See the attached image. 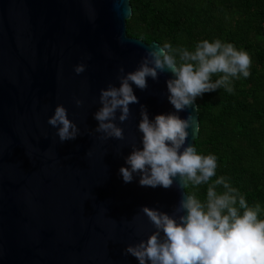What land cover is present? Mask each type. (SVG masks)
<instances>
[{"label": "water", "instance_id": "95a60500", "mask_svg": "<svg viewBox=\"0 0 264 264\" xmlns=\"http://www.w3.org/2000/svg\"><path fill=\"white\" fill-rule=\"evenodd\" d=\"M131 16V0H0V264H139L124 252L155 231L141 208L171 215L184 194L119 172L132 145L143 148L141 105L150 120L176 112L172 73L148 77L146 90L132 85L139 103L124 123L117 112L124 140L94 131L101 89L159 46L128 36ZM58 105L80 129L75 140L61 143L48 123ZM196 107L176 113L196 118L185 146L199 134Z\"/></svg>", "mask_w": 264, "mask_h": 264}, {"label": "clouds", "instance_id": "9594fccd", "mask_svg": "<svg viewBox=\"0 0 264 264\" xmlns=\"http://www.w3.org/2000/svg\"><path fill=\"white\" fill-rule=\"evenodd\" d=\"M251 66L247 51L220 39H204L194 50L164 43L147 50L135 71L125 74L120 67L118 87L109 84L101 89L102 106L94 113L98 121L94 131L102 133L103 140H124V129L116 123L117 112L120 123H124L132 114L129 106L139 103L132 85L146 90L148 77L158 80L166 72L173 76L167 80V89L176 112L150 120L147 108L141 105L138 130L143 148L133 144L132 153L126 157L130 167L119 170L125 183H131L137 174L141 186L168 189L177 184L184 193L171 215L141 208L155 231L147 240L128 245L124 252L137 258L139 264H264V219L260 218L264 208L260 203L250 206L226 177L213 180L217 157L199 154L195 144L185 146L189 129L196 123L195 116L181 119L176 114L192 108L205 93L217 89L233 93V81L248 78ZM85 70L84 63L74 68L78 75ZM75 102L78 107L84 103L81 99ZM48 123L57 129L61 143L80 136L79 127L69 119L63 105L56 107ZM203 185L207 188L201 200L196 191ZM189 188L194 191H186Z\"/></svg>", "mask_w": 264, "mask_h": 264}, {"label": "trees", "instance_id": "16d2710c", "mask_svg": "<svg viewBox=\"0 0 264 264\" xmlns=\"http://www.w3.org/2000/svg\"><path fill=\"white\" fill-rule=\"evenodd\" d=\"M131 6V38L189 50L204 39H220L250 54L251 75L234 80L233 93L217 89L196 99L195 147L217 157L213 180L226 177L250 206L264 208V0H131ZM206 188L196 191L201 200Z\"/></svg>", "mask_w": 264, "mask_h": 264}]
</instances>
